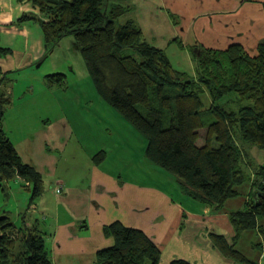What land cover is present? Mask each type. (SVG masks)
<instances>
[{
    "label": "trees",
    "instance_id": "trees-1",
    "mask_svg": "<svg viewBox=\"0 0 264 264\" xmlns=\"http://www.w3.org/2000/svg\"><path fill=\"white\" fill-rule=\"evenodd\" d=\"M30 1L39 16L24 14L18 22L38 21L47 50L73 38L99 97L144 137L146 158L174 175L186 196L219 210L248 181L255 190L250 201L230 213L237 235L264 219V164L249 151L264 149V39L254 54L239 43L224 50L178 43L194 63L189 74L176 69L133 18H124L132 8L128 0ZM8 52L0 48V54ZM8 72L0 69V181L18 177L31 183L32 202L44 190L43 178L21 159L3 128L11 101L5 90ZM47 76L59 83L64 77ZM103 230L114 244L97 251L93 264L160 263L158 245L140 229L115 221ZM211 236L226 256L247 262L223 236ZM49 263L44 233L36 224L17 227L0 215V264ZM171 264L190 263L175 259Z\"/></svg>",
    "mask_w": 264,
    "mask_h": 264
},
{
    "label": "crops",
    "instance_id": "crops-1",
    "mask_svg": "<svg viewBox=\"0 0 264 264\" xmlns=\"http://www.w3.org/2000/svg\"><path fill=\"white\" fill-rule=\"evenodd\" d=\"M166 2L128 0L132 8L124 18H133L140 25L145 38L165 51L178 43L185 47L200 44L195 43L200 40L189 39L187 35L193 24L178 28L169 15ZM174 11L179 15L183 12L180 8ZM24 14L39 16V10L30 0H0V48L9 50L7 54H0V69L3 71L37 67L61 42L47 50L38 21L18 22ZM179 50L183 58L189 60L187 50ZM5 90L10 95L7 84ZM5 127L3 124L7 132ZM92 132L95 131L88 125L74 127L62 115L57 123L48 121L37 133L35 131L24 139L9 135L21 159L32 165L43 178L44 190L32 202L29 200L27 212L38 211L46 222L44 229H40L44 233L49 264H93L97 251L114 244V239L106 236L103 229L115 221L138 228L153 240L161 251L159 264H171L175 259L190 264H264L261 232L264 219L259 218L256 227L242 230L238 235L230 219V213L242 209L250 201L254 190L250 182L239 184L236 187L238 194L227 199L219 210H212L196 201H185L180 197L182 191L177 194L182 202H176L170 197L169 185L143 188L140 183H135L131 186L128 180L102 167V162L92 156L97 144L93 150L84 145L87 142L83 137L95 144ZM74 139L80 158L79 161L77 158L76 164L66 167L65 174L56 173L54 166L57 159L49 156L51 152L47 156L40 155V160L34 156L36 141L40 147L59 151L65 150L68 142ZM249 151L254 161L264 164V149L251 147ZM45 176L53 179L48 189ZM13 179L30 190V194H27L31 196V183L18 177ZM7 188L13 189L10 185ZM178 189L174 188V192ZM51 195L55 199L50 200ZM24 216L20 226L12 222L17 227H34V224L30 225L31 222H26ZM35 221L37 223L38 218ZM213 234L223 236L247 262L226 256L213 241Z\"/></svg>",
    "mask_w": 264,
    "mask_h": 264
},
{
    "label": "rangeland",
    "instance_id": "rangeland-1",
    "mask_svg": "<svg viewBox=\"0 0 264 264\" xmlns=\"http://www.w3.org/2000/svg\"><path fill=\"white\" fill-rule=\"evenodd\" d=\"M112 2L117 1L110 0L108 4ZM166 8L178 28L192 23L193 27L187 32L189 39L200 40L195 43L208 48L224 50L232 43H239L254 54L258 43L264 39V0H167ZM177 8L182 9L181 15L174 11ZM179 48L178 44H174L166 51L173 66L193 74L194 63L190 56L189 60L184 59ZM56 73L64 75L62 82L47 76ZM6 79L11 101L6 105L3 124L8 136L24 139L35 131L37 133L48 121L57 123L65 115L74 127L88 125L95 131L92 132L95 144L81 135L87 142L84 145L90 150L97 144L92 156L102 162V167L128 180L131 186L135 183H140L143 188L169 185L167 188L172 200L182 202L177 197L181 188L175 176L146 158L144 137L114 107L99 97L72 37L63 38L39 66L17 67L8 72ZM206 97L207 94L202 96L205 103ZM76 145L74 139L68 142L65 150L51 151L40 147L36 141L34 156L40 160V155L47 156L51 152L49 156L57 159L54 166L56 173L65 174L68 165L76 164L77 158L79 161ZM45 177L47 180L48 177ZM52 180H47V189ZM6 181H0V215H8L19 226L25 215L27 223L37 224L43 230L46 222L42 215L38 211L27 212L30 190L15 183L14 179ZM9 185L12 190H8ZM177 187L179 189L175 193L174 188ZM180 197L194 202L184 193ZM49 199L55 197L51 195ZM35 218H38L37 223Z\"/></svg>",
    "mask_w": 264,
    "mask_h": 264
}]
</instances>
